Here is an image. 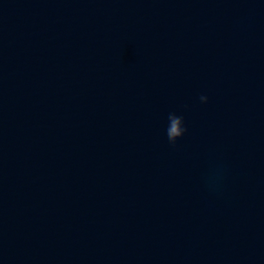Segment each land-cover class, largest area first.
Returning a JSON list of instances; mask_svg holds the SVG:
<instances>
[{
    "label": "clouds",
    "instance_id": "9594fccd",
    "mask_svg": "<svg viewBox=\"0 0 264 264\" xmlns=\"http://www.w3.org/2000/svg\"><path fill=\"white\" fill-rule=\"evenodd\" d=\"M208 96L202 95L200 100L204 103L208 102ZM168 126L166 128V135L168 140L175 144L177 139L184 136L187 132V128L185 126L184 117L177 115L176 113H169L168 114Z\"/></svg>",
    "mask_w": 264,
    "mask_h": 264
}]
</instances>
